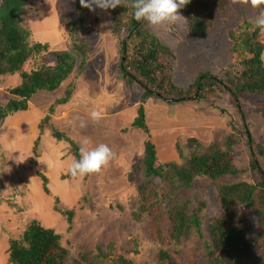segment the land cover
Listing matches in <instances>:
<instances>
[{
	"label": "rangeland",
	"instance_id": "1",
	"mask_svg": "<svg viewBox=\"0 0 264 264\" xmlns=\"http://www.w3.org/2000/svg\"><path fill=\"white\" fill-rule=\"evenodd\" d=\"M41 1H32L21 16L23 26L31 32V41L48 43L51 52L70 50L69 24L78 15L75 0ZM213 1L210 0L214 6ZM221 1L226 5V12L222 16L216 15L215 26L206 38L190 34L184 21L160 29L150 27L177 58L173 79L180 88L188 89L203 73H213L226 82L241 70L236 65L241 56L234 53V43L228 32L243 24L241 10L246 11L247 21H253L257 13L248 7L233 6L228 0ZM111 19L110 9H88L81 32L82 40L89 45L86 71H76L54 94L40 93L33 97L30 112L12 117V123L0 121V264H9L10 241L20 239L35 221L62 236L72 260L78 259L82 253L104 250L129 257L134 264H207L205 244L197 235L184 240L179 247L159 243L154 233L157 224L154 218L165 216L167 204L155 206L151 219L145 222L136 223L132 219L138 209V186L143 177L136 173L135 180H131L130 175L134 172L133 166L144 157L147 136L131 125L138 116V101L143 91L139 86L130 91L121 81V56L117 40L111 35ZM45 56L32 58L24 69H33L42 61L48 63L49 57ZM16 83L17 79L7 78L0 85V106L7 103L9 88ZM68 85L74 86L73 95L67 104L58 106L56 101L65 97ZM206 98V103L192 101L175 107L157 99L146 103V123L152 142L156 144L154 140L168 137L171 140L170 148L162 151L163 156L158 154L155 145L158 164H181L180 154H189V138L197 139L206 147L214 142H224L234 126L244 130L239 107L247 118L256 154L258 146L264 149V99L241 95V106H238L221 90L209 93ZM213 101L217 107L213 106ZM53 106V127L80 146L84 140H90V146L104 143L111 148L114 159L100 173L73 179L68 174V165L73 158L70 147L56 140L50 129L41 137L37 152L33 151L37 126L50 115ZM93 107L107 114L108 126L105 127L114 130L106 134L105 140L93 126L94 129L80 127V120L91 124L84 109L90 113ZM119 115L121 123L117 128ZM240 140L241 143L234 147L235 165L250 170L252 149L247 143V135L243 134ZM257 160L264 169V157L258 156ZM249 170L216 183L197 180L191 191L178 196L206 205L205 232L209 220L221 214L217 185L241 181L256 184L260 176ZM38 174L49 179L50 195L45 194ZM57 200L60 201L57 202L58 208L74 212L72 225L68 224L66 216L54 210ZM162 251L168 253L169 260H161Z\"/></svg>",
	"mask_w": 264,
	"mask_h": 264
},
{
	"label": "trees",
	"instance_id": "2",
	"mask_svg": "<svg viewBox=\"0 0 264 264\" xmlns=\"http://www.w3.org/2000/svg\"><path fill=\"white\" fill-rule=\"evenodd\" d=\"M32 1L38 0H0V85L7 78L17 79V83L9 88V100L0 106L1 123L6 120L12 123V117L27 114L32 108L33 97L40 93H56L76 71L84 72L87 69L89 45L82 40L81 32L88 8L82 7L80 0H75L78 15L70 22L68 34L72 48L51 52L48 43L31 41V32L23 26L21 16ZM130 2L125 0V3ZM213 2L214 6L210 0H191L178 10L190 34L202 38L211 34L216 15L222 16L226 12L223 1ZM110 11L111 35L117 40L121 56V81L130 91L138 86L143 91L138 101V116L131 125L147 136L144 157L133 166L134 172L130 175L131 180H135L136 173H141L143 177L138 186V209L132 214V219L136 223L145 222L151 219L150 214L155 206L167 204L165 216L154 218L157 221L154 233L160 244L179 247L184 240L197 235L205 244L207 264H264V169L257 160L258 156L264 157V149L258 146L256 154L242 108L239 107L238 112L243 117L245 131L233 125L224 142H214L206 147L197 139L189 138V154H180L181 164H158L145 109L151 99L176 106L192 101L206 103V95L217 90L229 94L238 106H241V95L264 99V32L253 30L255 19L247 21L246 11L241 10L243 24L228 32L234 43V53L241 56L236 64L241 68L237 76L225 82L221 77L207 72L200 74L188 89H183L173 79L177 58L151 31L147 22L136 21L132 16L133 10L127 6L121 5ZM42 54L49 57L48 63L42 61L33 69H24L32 58ZM74 89L73 85H68L65 97L57 100L56 104H67ZM212 104L217 107L214 101ZM53 110L54 106L49 110L50 115L45 116L37 126L33 151L37 152L41 137L50 129L56 140L69 145L71 156L79 159L80 145L51 124ZM243 134L247 135V143L252 149L250 170L235 165L234 147L241 143ZM248 170L259 174L260 179L256 184L241 181L217 185L221 214L209 220L205 232L206 205L178 196L191 191L197 180L206 179L216 183ZM38 176L45 194L50 195L49 179L42 174ZM57 202L60 201H56L54 210L66 216L68 224L72 225L74 212L58 208ZM134 246L137 247V241ZM8 253L9 264H134L129 257L104 250L82 253L78 259L72 260L70 251L63 245L62 236L36 221L27 227L20 239L10 241ZM160 258L165 261L170 256L162 251Z\"/></svg>",
	"mask_w": 264,
	"mask_h": 264
},
{
	"label": "clouds",
	"instance_id": "3",
	"mask_svg": "<svg viewBox=\"0 0 264 264\" xmlns=\"http://www.w3.org/2000/svg\"><path fill=\"white\" fill-rule=\"evenodd\" d=\"M190 2L191 0H131L130 3H125V0H80L81 6L90 11H95L97 8L107 11L121 5L130 7L136 21L147 22L153 29L176 25L185 20L178 10ZM228 2L233 6L248 7L253 11L259 10L255 16L253 30L260 29L264 32V0H228ZM90 118L98 123L103 119V114L94 109L90 112ZM86 126L87 122L80 120V127ZM90 145V140H84L79 148L80 158H71L68 174L73 179H83L86 176L98 174L114 159L115 154L107 144ZM45 162L48 165V162Z\"/></svg>",
	"mask_w": 264,
	"mask_h": 264
},
{
	"label": "crops",
	"instance_id": "4",
	"mask_svg": "<svg viewBox=\"0 0 264 264\" xmlns=\"http://www.w3.org/2000/svg\"><path fill=\"white\" fill-rule=\"evenodd\" d=\"M84 99H86L87 100V98H84ZM88 101V100H87ZM183 104V103H182ZM182 104H180V105H182ZM91 105H93L92 103H91ZM179 105V106H180ZM168 106H172V107H175L176 105H168ZM99 107H101V106H99ZM94 109H96V110H100V108H95V107H93V110ZM85 111L84 112H86V114H87V116H86V118L87 119H89V121H91V124H89V123H87V126H89V127H91L92 129H94L95 128V131L96 132H100V134L102 135L101 136V138L102 139H104L105 140V137H106V134H108V133H111V132H114V130L113 129H108V128H106L105 126H108V119H109V117H107L106 115V113H104L103 114V119L102 120H100L98 123H95V122H93L92 120H91V118L89 117L90 116V113L86 110V109H84ZM101 111V110H100ZM148 113V112H147ZM150 114V113H149ZM157 115V114H156ZM120 121V122H119ZM93 122V123H92ZM118 124H116V126H117V128H119L120 127V123H121V118H120V115L118 116ZM94 128H93V127ZM115 126V125H114ZM89 127H88V129H89ZM113 130V131H112ZM115 134V133H114ZM94 139L96 140L97 139V137H94ZM98 139H99V137H98ZM160 140H162V141H160ZM171 140L169 139V137L166 139H159V140H154V142L156 143V144H154V145H156V147H157V151H158V154L159 153H161V155H162V151L164 150V149H166L167 147L168 148H170L169 147V142H170ZM164 152V151H163ZM163 156V155H162Z\"/></svg>",
	"mask_w": 264,
	"mask_h": 264
},
{
	"label": "bare ground",
	"instance_id": "5",
	"mask_svg": "<svg viewBox=\"0 0 264 264\" xmlns=\"http://www.w3.org/2000/svg\"><path fill=\"white\" fill-rule=\"evenodd\" d=\"M42 2V1H41ZM215 75V74H214ZM240 97V96H239ZM142 98V97H141ZM216 102V101H215ZM43 135V134H42Z\"/></svg>",
	"mask_w": 264,
	"mask_h": 264
},
{
	"label": "water",
	"instance_id": "6",
	"mask_svg": "<svg viewBox=\"0 0 264 264\" xmlns=\"http://www.w3.org/2000/svg\"><path fill=\"white\" fill-rule=\"evenodd\" d=\"M125 59V58H124Z\"/></svg>",
	"mask_w": 264,
	"mask_h": 264
}]
</instances>
